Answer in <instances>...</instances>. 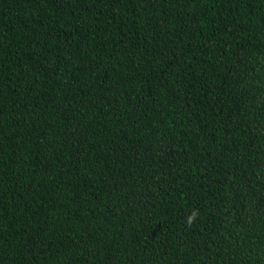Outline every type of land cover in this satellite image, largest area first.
Masks as SVG:
<instances>
[{"label": "trees", "instance_id": "1", "mask_svg": "<svg viewBox=\"0 0 264 264\" xmlns=\"http://www.w3.org/2000/svg\"><path fill=\"white\" fill-rule=\"evenodd\" d=\"M0 264H264V0H0Z\"/></svg>", "mask_w": 264, "mask_h": 264}, {"label": "clouds", "instance_id": "2", "mask_svg": "<svg viewBox=\"0 0 264 264\" xmlns=\"http://www.w3.org/2000/svg\"><path fill=\"white\" fill-rule=\"evenodd\" d=\"M197 216L198 212L196 210H193V212L186 217L185 223L190 226L192 223L195 222Z\"/></svg>", "mask_w": 264, "mask_h": 264}]
</instances>
